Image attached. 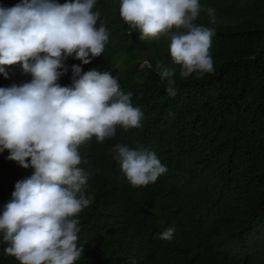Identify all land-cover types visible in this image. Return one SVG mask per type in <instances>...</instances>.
Masks as SVG:
<instances>
[{
  "label": "trees",
  "instance_id": "16d2710c",
  "mask_svg": "<svg viewBox=\"0 0 264 264\" xmlns=\"http://www.w3.org/2000/svg\"><path fill=\"white\" fill-rule=\"evenodd\" d=\"M199 2L195 23L215 29L214 74L182 79L168 37L141 41L120 16V0H96L93 9L97 27L109 33L102 56L88 65L65 62L61 86L71 84L72 65L110 71L143 113L140 128L117 127L111 139L93 137L79 149L85 194L94 199L77 217L84 252L76 264H264V0ZM158 63L176 69L175 97ZM6 71L0 88L32 80L21 65ZM118 144L154 152L168 171L155 184L132 187L115 159ZM8 156L0 153V213L16 183L34 172ZM168 228L173 238L160 239ZM5 247L0 236V264H19Z\"/></svg>",
  "mask_w": 264,
  "mask_h": 264
},
{
  "label": "clouds",
  "instance_id": "9594fccd",
  "mask_svg": "<svg viewBox=\"0 0 264 264\" xmlns=\"http://www.w3.org/2000/svg\"><path fill=\"white\" fill-rule=\"evenodd\" d=\"M95 4L23 0L12 8L0 6V75L7 79L6 69L21 65L32 77L29 83L0 88V153L7 150L8 160L34 169L16 183L0 213L4 253L19 264H76L84 252L77 217L94 199L85 194L88 176L79 167V149L93 137L99 143L111 139L117 127H141L142 111L112 72H84L72 65L71 84L59 83L68 74L69 57L88 65L105 51L109 33L103 24L97 27ZM207 11L214 16L213 9ZM119 12L141 41L168 37L171 61L182 79L214 74L215 29L195 23L199 0H120ZM156 70L175 97L176 69L158 63ZM114 151L134 188L155 184L168 171L154 152L123 144ZM174 231L168 228L159 238L170 241Z\"/></svg>",
  "mask_w": 264,
  "mask_h": 264
}]
</instances>
